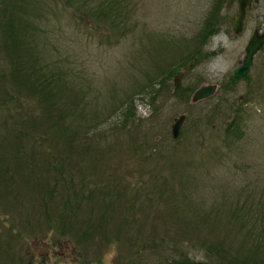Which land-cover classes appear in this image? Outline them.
Returning <instances> with one entry per match:
<instances>
[{"label": "rangeland", "instance_id": "obj_1", "mask_svg": "<svg viewBox=\"0 0 264 264\" xmlns=\"http://www.w3.org/2000/svg\"><path fill=\"white\" fill-rule=\"evenodd\" d=\"M249 7L0 0V264H264V47L225 87Z\"/></svg>", "mask_w": 264, "mask_h": 264}, {"label": "water", "instance_id": "obj_2", "mask_svg": "<svg viewBox=\"0 0 264 264\" xmlns=\"http://www.w3.org/2000/svg\"><path fill=\"white\" fill-rule=\"evenodd\" d=\"M253 3V0H237V11L235 13V16L232 17L230 21V28L235 34H240L244 30L245 21L247 19V14L249 10V6H251ZM249 41L245 48V57L240 62L239 67L235 70L233 76L229 81L226 83L225 87L229 88L232 85L239 82L241 78H243L251 69L254 58L257 55V53L264 47V32H261L258 28H256L251 37H249ZM217 90L216 85H206L202 86L196 91H194L193 100L197 101L202 100L204 98H207L211 95H213ZM184 118L180 117L175 120V123H173V137L177 138L179 136V133L181 131L182 123ZM194 264H210L208 262L203 261H196Z\"/></svg>", "mask_w": 264, "mask_h": 264}, {"label": "trees", "instance_id": "obj_3", "mask_svg": "<svg viewBox=\"0 0 264 264\" xmlns=\"http://www.w3.org/2000/svg\"><path fill=\"white\" fill-rule=\"evenodd\" d=\"M207 24H208L209 27L212 26V22L211 21H208ZM215 31H216L215 29L214 30L211 29V32L210 33H213ZM203 32H204V30L201 33H203ZM198 52H199L198 49L193 50V52H191L189 55H187L185 58H183V59H181V61H179V66H182V65H185L186 63H188L191 59H193L194 57H196V54ZM15 80H19V76H15ZM30 81H31V85H32V88H33L31 90L40 89L39 90V93H37V91H36V96L35 97L37 99H41V100H44V101H48V99H47L48 96L49 95L50 96L53 95V92L52 91H50V93L48 94V89H47L48 87H46V85L42 82V80H34L33 81V79L32 80L30 79ZM35 82H37V85L39 86V88L36 86ZM50 90H52V89H50ZM31 100H34V96H31ZM20 101L25 105V110L28 111V109L31 106L30 105V100H20ZM26 101H28L29 103H27ZM30 112H33V110H30Z\"/></svg>", "mask_w": 264, "mask_h": 264}]
</instances>
